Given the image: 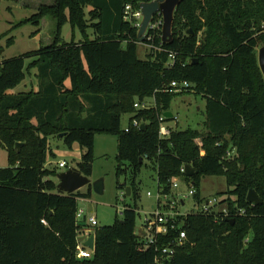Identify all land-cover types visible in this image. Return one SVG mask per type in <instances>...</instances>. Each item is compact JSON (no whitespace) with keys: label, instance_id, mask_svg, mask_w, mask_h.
Segmentation results:
<instances>
[{"label":"trees","instance_id":"16d2710c","mask_svg":"<svg viewBox=\"0 0 264 264\" xmlns=\"http://www.w3.org/2000/svg\"><path fill=\"white\" fill-rule=\"evenodd\" d=\"M151 1L55 0L0 36L27 24L41 28L47 17L56 21L51 43L0 65V146L8 154V166L0 168V264H155L162 254L145 248L152 231L137 232V179L144 168L155 171L165 196L175 179L184 181L195 189L199 208L208 200L201 191L204 178L224 177L228 186L217 196L228 215L217 207L180 216L177 230L159 238L167 245L180 231L187 235L185 246L164 264H264V76L257 54L264 47V0H184L175 12L172 42H163L162 28L151 31L154 39L145 43L153 51L140 60L139 29L124 19V9ZM67 24L82 35L80 41L63 40ZM14 42L10 38L7 46ZM33 70L38 90L10 94ZM174 82L191 87L172 93ZM185 93L206 101L204 130H175L168 125L175 118L166 119L171 134L162 139L160 117ZM146 99L153 105L135 108ZM127 115L129 132L122 127ZM133 120L145 129L133 127ZM63 133L67 147L78 143L83 150L78 169L88 178L96 136H116L117 188L124 199L131 187L132 204L122 218L93 230L92 259H78L76 248L88 227L77 220L78 203L90 199L93 189L61 193L60 172L48 167L50 139ZM18 143L24 144L20 152ZM186 166L195 170L193 177L181 173ZM250 191L259 205L248 202Z\"/></svg>","mask_w":264,"mask_h":264},{"label":"rangeland","instance_id":"374dc122","mask_svg":"<svg viewBox=\"0 0 264 264\" xmlns=\"http://www.w3.org/2000/svg\"><path fill=\"white\" fill-rule=\"evenodd\" d=\"M55 0H28L33 3L32 8L28 7V2L0 0V36L10 31L15 25L31 18L38 12L36 8L39 4H53ZM28 5V6H27ZM87 9V12H89ZM56 21L47 17L42 23L41 28H37L32 24H27L15 29L11 35L0 40V65L12 58L19 57L28 52L37 51L43 43H51L54 39L56 31ZM40 31V32H39ZM39 32V33H38ZM38 33V34H36ZM10 38H15V42L11 47L7 46ZM62 38L65 42H76L82 39V35L76 31L73 33L70 24L65 25L62 31ZM258 49V62L259 50ZM152 47L147 43L138 44V57L140 60H146L147 56L152 53ZM36 70L29 74L26 80L16 89L10 91V94L28 93L32 90H38V80L36 78ZM139 102V101H138ZM137 102V103H138ZM143 103L151 106L153 99H146ZM170 112L174 115L175 120L168 123L170 127L177 130H204L206 121V101L203 97L195 94L178 95L172 102ZM130 116H124L122 127L125 130L130 122ZM50 148L54 156L49 159L48 167H57L59 172H65L69 169L78 168V164L82 160L83 150L78 143L71 148L67 147L63 140L58 137L50 139ZM118 154L117 137L110 134H98L95 141V162L93 165L92 181L104 179V194L98 195L93 192L90 199L79 200V210L85 212L90 218H96L99 227L112 226L116 219L122 218V212L126 205L132 204L131 199H124V191L117 188L116 178V157ZM66 162L67 167L60 168L59 163ZM8 166V154L0 146V168ZM124 184V180H121ZM137 183L140 188L139 212L137 218V230H142L143 235H148L145 229L146 218L154 221L155 213L161 211L170 213L169 206L173 203L177 206V210L181 214H188L197 211L199 208L190 195L191 187L184 181L177 182L178 187L173 188L172 194L167 197L160 193L157 181V175L153 169L144 168ZM130 187V185L128 186ZM127 187V188H128ZM126 188V190H127ZM131 188V187H130ZM87 187L81 191L86 192ZM228 190L227 182L224 177H206L202 180L201 191L205 198L213 200L219 194L226 193ZM150 193V196L148 195ZM185 201L182 205L179 201ZM227 206H223L225 209ZM85 229H83L84 231ZM82 236V235H81ZM83 238H81L82 240Z\"/></svg>","mask_w":264,"mask_h":264},{"label":"built area","instance_id":"2783aa9c","mask_svg":"<svg viewBox=\"0 0 264 264\" xmlns=\"http://www.w3.org/2000/svg\"><path fill=\"white\" fill-rule=\"evenodd\" d=\"M156 17H161V16H156ZM156 17L154 21L151 23L149 31L147 33L146 40L148 41L154 39V34L153 35L150 34L151 31L156 33L158 30H160L163 27V18L161 20L160 19L156 20ZM124 19L127 22L132 23L136 28L139 29L141 26V22L143 20L141 7L139 9H136L132 4L126 5L124 9ZM151 47L153 49V46ZM170 57L172 59L171 60V64H172L174 60L173 54H171ZM190 87H191V84L189 82H182V83L174 82L172 83L171 90L169 91L172 93H183L185 91H188ZM135 108L144 109V108H149V106H147V104L136 103ZM166 119L167 118L164 115L160 117V121H161L160 137L162 139L168 138L171 134V129L168 127L167 123L165 122ZM132 126L139 128L141 126V123L138 120H133ZM125 131L126 132L130 131L129 125L125 129ZM67 166L68 165L66 162L59 163L60 168H65ZM181 173L182 174L186 173L185 167L181 169ZM181 181L182 180L179 178L175 179L173 188H177L178 187L177 182H181ZM195 192H196L195 189H191L190 195L193 196ZM148 195L150 196V193ZM165 197L168 198V196H165ZM223 200L224 199L221 197H214L213 200L208 199L200 208L197 209V211H193L188 214L179 213L176 208L177 206L173 203L172 206H169L170 213H163L161 211H158L157 213H155L154 221H152L149 218H146L145 229L147 230V232L152 231L153 235L150 236L148 242L145 244V248L148 249L154 246L155 251L158 254L159 253L162 254V258H157L155 261V264H164V260L173 258L176 255L177 249L184 247L187 242L186 232L180 231L179 236L176 239L172 240L167 245L160 244V240H159L160 237L165 238L168 236L171 229L172 230L176 229L175 221L178 217L188 216L189 214H194V213L208 214L212 212L213 210H215V208L217 207H218V212H222L225 215H228L229 214L228 208L227 207L225 209L223 208V206H225V205H222ZM179 202L182 205H185L184 199ZM241 214H244V212H241ZM84 219L88 227L87 229H85L84 231L80 233L78 240H77V248H76L77 258L81 260L93 258L94 251L91 250L90 248L85 247L84 244L90 238V236L94 234L93 230L99 227V224L96 218L92 217L88 219V217L85 215V212L82 210H79L77 214V220L82 221ZM43 223L46 224L45 221H43ZM139 231L142 233V230H137L138 233ZM81 238L83 239L81 240Z\"/></svg>","mask_w":264,"mask_h":264},{"label":"water","instance_id":"95a60500","mask_svg":"<svg viewBox=\"0 0 264 264\" xmlns=\"http://www.w3.org/2000/svg\"><path fill=\"white\" fill-rule=\"evenodd\" d=\"M184 0H154L151 2H143L140 7L142 10L143 20L138 31V42L145 43L147 33L149 31L151 23L156 16L163 18L162 27V39L163 42L169 44L173 40V25L176 9ZM259 66L264 76V47L259 50ZM167 119H173L174 115L169 111L164 114ZM145 129V125L141 126V130ZM66 133L60 134V138H64ZM24 146L22 143H18L16 148L20 152V149ZM186 174L189 177H193L196 172L190 167L186 166ZM58 190L64 194H73L83 188L91 186L93 192L102 195L104 194L105 185L104 179L92 181L91 178L84 176L78 168L69 169L65 172H60L57 175ZM127 196H131V188H127ZM248 202L254 205L260 204V199L254 191H250L247 198ZM85 247L95 251L96 248V235L92 234L90 238L85 242Z\"/></svg>","mask_w":264,"mask_h":264},{"label":"crops","instance_id":"0c3cea01","mask_svg":"<svg viewBox=\"0 0 264 264\" xmlns=\"http://www.w3.org/2000/svg\"><path fill=\"white\" fill-rule=\"evenodd\" d=\"M13 1H19V2L22 1V2H25V3L28 2V0H13ZM28 3H29V2H28ZM53 3H54V2H53ZM28 5H29V6H28ZM28 5H27V6L30 7V8L34 7V6H33V3H29ZM42 5H52V4H45V3H42V4H39L36 8L39 9V7L42 6Z\"/></svg>","mask_w":264,"mask_h":264}]
</instances>
